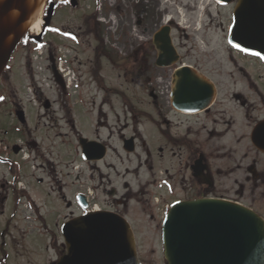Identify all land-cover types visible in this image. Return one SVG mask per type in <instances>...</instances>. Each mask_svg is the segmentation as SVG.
<instances>
[{
	"label": "flooded vegetation",
	"instance_id": "obj_1",
	"mask_svg": "<svg viewBox=\"0 0 264 264\" xmlns=\"http://www.w3.org/2000/svg\"><path fill=\"white\" fill-rule=\"evenodd\" d=\"M195 1L197 4L192 5L190 9L183 4L182 0L122 1V24L129 33L134 34L135 42H129L125 51L127 59L136 65V79L146 82L155 81L157 78L153 76V68L157 70L167 68L156 66L157 51L153 45V37L164 26L168 27L171 45L176 53V63L170 65V69L174 70L186 65L185 59L188 55L180 50L182 46L175 42L174 37V30L178 28L179 22L175 21L173 13L176 12L178 15L180 9L190 13L198 12V16L202 14L201 18L208 20L207 23L215 16L222 15L223 10H227L229 21L225 27V43L237 55V58L234 59L233 54L228 52V61L234 65L233 84L235 89L223 92L219 89L217 82L206 76L212 80L216 91L213 100L204 110L198 112L175 110L167 102L164 93L157 91L154 94L156 87L153 89V93H149L155 104L154 138L156 137V143L163 142L166 148L159 145L156 147L153 161L155 171L152 174V179L151 181H146V179L139 181L136 190L131 187L126 178L120 182L115 165L106 162L108 153H118L111 144L114 133L111 130L107 113L101 110L103 104L97 107L94 114L91 137L84 136L85 134L75 128L74 115L76 112L72 111L74 108L65 102V96L72 92L67 90L61 75L60 80L63 85H56L59 92L56 96L57 101H50L45 91L40 86L38 87L35 80V70L36 72L37 70L41 71L42 68L37 65H35L36 68L33 66L31 56L34 57V53L39 54L40 58L43 56L46 61V70L51 74L54 69L57 71V63L64 61L57 51L60 43H56L59 44L56 45L48 42L47 35L54 33L51 31L53 19L58 15L62 17L69 9L81 8L84 2L68 0L67 3H64L63 0H43V28L39 34L34 33L28 25L23 26L25 20H20L22 12L16 13V8L9 10L11 19L7 27L8 31L20 30L21 34L10 55L8 64L0 75V90L6 86L9 94L5 99V97L3 98L4 90L0 91V97L3 98L0 99V166L3 168L2 174H0V209L3 213L6 204L12 203L15 205V210L11 213V218L4 217L0 223V264H33L31 235L17 227L19 225L17 219L19 214H22L20 218L25 221L22 213L23 206H36V193L33 189L37 183L41 184L42 182L43 207L47 204L44 200V188H48L50 194L54 196L50 202L56 204L57 207L62 206L64 210L79 211L77 196L83 195L88 205L124 217L131 226L135 242H137L138 235L135 225L139 226L138 222H142L139 216L145 214L148 209L151 210L152 204L155 208L168 206L169 204L164 203L165 196H173L175 193L181 194V197L170 201V204L175 201L196 198H215L246 206L240 199L248 195L253 204L246 207L255 211L264 220V55L237 52L227 44L226 38L237 0ZM95 3L94 10L95 8L98 11L101 10V15H103L101 18L106 21L105 18L109 17L112 12L113 4L102 3L101 0L102 9L105 6L111 7L109 13L107 11L103 13L101 8L97 9L99 0L98 2L96 0ZM22 11L26 13L27 20L29 11L27 9H22ZM200 11L202 12L200 13ZM88 22H92L87 27L90 37L96 31L99 20L94 16V18L88 19ZM3 24L1 22L2 26ZM221 27L222 25H220ZM61 30V35H65L64 32H66L67 37L79 45V33L75 34L69 27H62ZM78 30L80 31V28H77ZM56 33L59 34V32ZM11 37L9 35L8 39ZM91 41L89 39L86 42V46L91 52L86 60L92 66L95 59L100 60L105 57L106 44L101 43L99 47L93 44L90 47L94 42ZM39 43L42 44L41 49H35V45ZM133 43L136 44V48L132 46ZM23 49H25V57L22 60L24 73L22 77L20 76L19 81L14 76L10 78L6 71L10 67L13 55ZM72 59L78 67L74 68L77 72L75 77L80 81L79 89L74 90L73 94L82 95L84 91L81 89V83L84 77L80 71V64L83 65V63H80L78 55ZM167 69L168 77L169 68ZM12 72L14 71L12 70ZM72 74L74 75L73 70ZM25 75L28 80L23 84ZM123 75L127 76L126 71ZM158 77L163 81L160 76ZM90 80L93 81L91 77H89ZM158 86L160 87V85ZM99 87H101V91H111L102 84L101 80ZM22 88L28 92L31 90L32 97L37 101L42 99L41 106L43 120H45L43 122V142L40 138L42 128L38 126L36 113L30 114V116L27 106L22 103L24 101ZM114 94H118V92ZM6 103L7 106H5ZM109 107L111 108V106ZM108 112L109 114L113 113L116 121H119L116 112ZM28 117H31L33 121L32 126L29 125ZM138 136L139 134L135 132L127 136L120 135L119 143L122 151L124 150L123 139L132 137L134 148L132 153H134ZM80 137L87 140H98L100 146L104 147L103 158L101 160H82ZM228 144L229 146H226ZM164 151L167 158L163 161V166H159ZM25 153H27V160H23L26 156ZM88 154L94 156V150H89ZM63 157L68 158L67 164H72V170L67 167V164L64 165V168L61 167ZM17 159L24 163V167L27 169L26 173L21 165L16 164ZM80 163L83 166H74ZM74 169H78V171L75 172ZM104 169L107 171H103ZM109 170L116 173L114 177L110 175ZM42 173L43 181L42 177L38 176ZM95 178L98 179L96 183ZM55 182L58 183L56 188L53 186ZM147 184H152L155 188L152 194L145 190ZM256 205L259 207H254ZM71 211L61 217V225L77 215L76 213L72 216L73 212ZM133 213H135L134 223L131 217ZM146 218L148 222L155 219L152 212L146 214ZM141 233L143 232L141 231L139 234ZM60 248L56 259L65 252L63 243L60 244ZM37 249V252L43 251L40 244ZM139 262L141 264L140 260Z\"/></svg>",
	"mask_w": 264,
	"mask_h": 264
},
{
	"label": "rangeland",
	"instance_id": "obj_2",
	"mask_svg": "<svg viewBox=\"0 0 264 264\" xmlns=\"http://www.w3.org/2000/svg\"><path fill=\"white\" fill-rule=\"evenodd\" d=\"M81 1L85 3H83L81 8L76 10L69 9L62 15V17L59 15L55 17L53 19V28L51 30L54 33L47 35L49 43H60V45H56H59V47H57V51L62 58L72 59L74 56L78 55L80 63H83V65L80 64V71L83 74L82 77H84L83 82L81 83V89L84 91L82 92L83 94L73 95L72 92V94H67L64 99L67 105L74 108L72 111L76 112V115H74L75 128L80 130L83 134H85L84 136L87 137H91L90 133L93 130V127L91 126L96 109L100 106V104H103L101 110L107 113V116L110 119L111 130L114 133L111 144L114 148H116L118 153H108L106 162H111L115 165L119 176L118 180H120V182L123 178H126V180L130 182L131 187L136 190L138 189L139 181H144L145 179L146 181H151L152 179V174L155 171L153 161L156 155V147L159 145L166 148L163 142L158 141V143H156V137L154 138L155 135L153 134L155 104L153 103L154 99L149 95V93H153L155 83L151 80L152 87L151 83L149 84L150 81L146 82L141 79H136V65L132 64L131 61L127 59L125 51L126 47L129 42L132 43L135 41L134 34L129 33L124 24H122L123 13H121V7L123 0H103V3L113 4V9L109 17H104L106 21H103L101 18L103 16L101 15V10L98 11L96 8L95 10L93 8L94 4L96 7V0ZM182 2L187 5L189 9L192 5L197 4L195 0H182ZM40 3L43 4V0H40ZM201 5H203V3H201ZM98 8L99 6H97V9ZM100 8L102 9V7ZM109 8L111 7L109 6ZM109 8L105 6L102 9V11H104L103 13L106 11L109 13ZM197 13L186 12L184 9H180L178 15L176 12L173 13L175 14V21L179 22L178 28L174 30L175 42L178 43V45H181L182 49L180 50L188 55L185 59V64L196 68L199 72L217 82L221 91L225 92L233 90L235 89L233 84V72L235 71L233 70L234 65L228 61V55L233 54L234 59L237 58V55H235L236 53L229 49L225 43V27L229 21L228 12L227 10H223L222 15L219 17L215 16L209 23H207L208 20L202 18V21L206 23L201 24L200 21L199 24H201V27L199 30L196 28V22L198 21ZM94 16L98 18L99 25L96 28V31L89 37L87 27H89L92 22L89 23L88 19H92ZM220 25H222V29L220 28ZM62 27H69L75 34L79 33V45H76L77 43H73L72 40L67 37L66 32H64L65 35H61L60 31H62ZM77 28H80V31H77ZM56 32H59V34ZM89 39L94 41L91 43L90 47H92L93 44L96 47H99L101 43L103 45L104 43L106 44L104 49V56L106 58H100V60L95 59L92 66L89 65L86 60L91 54L88 46H86V42ZM132 46L136 48L135 43H133ZM24 50L25 49L18 50L15 55H13V58L10 61V67L8 71H6L10 78L11 76H14L15 79L19 81L20 76L22 77L24 73V68L22 66V60L25 57ZM33 58L34 57L32 55L31 59L35 63L33 66L35 67V65H37L42 68L41 73L43 81L41 89L45 91V94L48 96L50 101H57L56 96L59 93L57 90L58 86H56L54 80H52L50 71L46 70L45 59H43L42 56L40 61L35 62ZM68 66L69 67H65V65H63L65 71L73 70L75 75L77 72L74 68H78L76 63H73L72 65L71 60V65ZM12 70L14 72H12ZM125 71L127 76L123 75ZM167 73V68L158 70L153 68V76L156 78H159L158 76H160L163 81L164 78L167 77ZM69 74L70 77L74 76L72 71ZM89 77L93 79L92 82L91 80L89 81ZM74 78L76 77L74 76ZM27 80L28 79L25 75L23 84L25 82L27 83ZM100 80L102 81V84L107 89H111V91H101L102 89L99 87ZM77 82L79 83L78 80ZM2 89L5 94L3 98L5 97L6 99L7 95H9L7 88L6 86H3ZM23 90L24 101H22V103L27 106L29 115H34L36 113L38 126L42 128L40 138L43 142V122H45V120H43V108L41 106L42 99L37 101L36 98L32 97L31 90L30 92L25 89ZM115 92H118V94H114ZM5 106H7V103ZM109 106H111V108ZM108 111L116 112L119 117V121H116L114 118L115 115L113 113L109 114ZM132 117L134 119H131ZM28 122L29 125L32 126L33 121L31 117H28ZM125 123L126 125L124 126ZM132 132L138 133L139 136L136 139V149L134 153L129 154L122 151L119 140L120 135L127 136ZM226 146H229V144ZM166 158L167 154L164 151L161 159V165L159 166H163V161H165ZM67 163L68 158L63 157L61 167L64 168V165ZM16 164L21 165L24 168V173H26L27 169L24 167L23 162L17 159ZM74 166L80 167L83 166V164L80 163ZM67 167L71 170L73 169L72 164H67ZM2 170L3 168L0 166V174H2ZM85 170H83V172H86ZM73 171L76 172L78 169H74ZM103 171L106 172L107 170L104 169ZM109 172L112 177L116 174L112 170H109ZM123 175H125V177H123ZM38 176H41L43 181V173ZM94 181L96 183L98 179L95 178ZM53 186L56 188L58 183L55 182ZM154 189L155 188L152 184H147L145 186V190H148L151 194ZM33 190L36 193L35 201L37 204L35 203L36 206H33L32 211L23 208L22 213L25 221H22L20 218L22 214H19V218L17 219L19 225L17 227L20 230L24 229L31 235L33 246L31 255L33 264H54L59 251L61 250L60 244L63 243L59 232L61 217L65 213L69 214L71 210H64L62 206L57 207L56 204L53 202L51 203L50 201L54 199V196L50 194L48 188H44V200L47 204L43 207V182L41 184L37 183L35 189ZM227 195L233 196L232 194ZM179 197H181V194L179 193H175L173 196L166 195L164 203L170 204V201ZM240 201L246 206H252L251 204H253L248 195L240 199ZM259 205L254 207L257 208ZM14 208V204L7 203L3 213H1L0 209V223L3 221L2 219H4V217L11 218V213L15 210ZM148 208L150 207L148 206ZM163 211H165V207L160 206L155 208L152 204L151 210L148 209L143 215L140 213L141 215L139 217H141L142 222H138L139 226L135 225L138 230L136 242L137 255L141 264L165 263L162 256L160 242V229ZM71 212H73L72 216L79 213L78 210H73ZM151 212L154 214L155 219L152 222H148L146 214H150ZM131 217L132 222L134 223L133 220L135 218V213H133ZM141 231L143 233L139 234ZM39 244L43 251L37 252L36 250H38L37 248Z\"/></svg>",
	"mask_w": 264,
	"mask_h": 264
},
{
	"label": "water",
	"instance_id": "obj_3",
	"mask_svg": "<svg viewBox=\"0 0 264 264\" xmlns=\"http://www.w3.org/2000/svg\"><path fill=\"white\" fill-rule=\"evenodd\" d=\"M26 0L0 1V74L17 44L21 31H8L9 10ZM5 15V16H4ZM3 22V28L1 27ZM12 36L8 39V36ZM228 44L243 52L264 55V0H237L232 13ZM158 67L176 63L168 27L153 37ZM239 45V47H236ZM54 79L61 85L57 73ZM215 85L185 65L174 70L171 107L198 112L209 106ZM83 160H101L104 147L98 140L80 137ZM94 150L90 156L89 150ZM123 149L133 151V138L123 139ZM81 210L87 208L77 196ZM65 253L54 264H139L134 234L129 222L110 211H84L65 221L60 228ZM165 264H264V220L252 209L224 199L196 198L176 201L164 215L160 229Z\"/></svg>",
	"mask_w": 264,
	"mask_h": 264
},
{
	"label": "bare ground",
	"instance_id": "obj_4",
	"mask_svg": "<svg viewBox=\"0 0 264 264\" xmlns=\"http://www.w3.org/2000/svg\"><path fill=\"white\" fill-rule=\"evenodd\" d=\"M22 3L20 5V7L23 9ZM42 5L43 4L40 3V0H26L24 2V9H27L29 11L28 12L29 15H28L27 20L25 19L23 26L25 24L28 25V27H30V29H32L34 33H38L40 30ZM17 12L18 11L16 10V13ZM1 27L3 28V30H5L3 26H1Z\"/></svg>",
	"mask_w": 264,
	"mask_h": 264
},
{
	"label": "snow or ice",
	"instance_id": "obj_5",
	"mask_svg": "<svg viewBox=\"0 0 264 264\" xmlns=\"http://www.w3.org/2000/svg\"><path fill=\"white\" fill-rule=\"evenodd\" d=\"M64 3H67L68 0H63ZM236 47H239V45H236ZM256 55H259V53H256ZM0 99H3L2 97H0Z\"/></svg>",
	"mask_w": 264,
	"mask_h": 264
},
{
	"label": "built area",
	"instance_id": "obj_6",
	"mask_svg": "<svg viewBox=\"0 0 264 264\" xmlns=\"http://www.w3.org/2000/svg\"><path fill=\"white\" fill-rule=\"evenodd\" d=\"M165 90L159 89L158 92L163 93Z\"/></svg>",
	"mask_w": 264,
	"mask_h": 264
}]
</instances>
